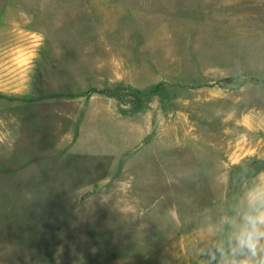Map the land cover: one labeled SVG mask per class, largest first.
Wrapping results in <instances>:
<instances>
[{
    "label": "rangeland",
    "instance_id": "374dc122",
    "mask_svg": "<svg viewBox=\"0 0 264 264\" xmlns=\"http://www.w3.org/2000/svg\"><path fill=\"white\" fill-rule=\"evenodd\" d=\"M257 173L264 0H0V264H201Z\"/></svg>",
    "mask_w": 264,
    "mask_h": 264
},
{
    "label": "clouds",
    "instance_id": "9594fccd",
    "mask_svg": "<svg viewBox=\"0 0 264 264\" xmlns=\"http://www.w3.org/2000/svg\"><path fill=\"white\" fill-rule=\"evenodd\" d=\"M201 264H264V178L258 173L230 214L207 228Z\"/></svg>",
    "mask_w": 264,
    "mask_h": 264
},
{
    "label": "crops",
    "instance_id": "0c3cea01",
    "mask_svg": "<svg viewBox=\"0 0 264 264\" xmlns=\"http://www.w3.org/2000/svg\"><path fill=\"white\" fill-rule=\"evenodd\" d=\"M99 82V81H98ZM80 84H85L87 85L88 82H84V83H80ZM79 84V85H80ZM86 93H89V96H87L86 98L84 97H79L78 94H76V115L75 117L73 118V127L75 125V122H76V134L79 135L80 133V136L79 138L77 139V136H76V145L78 143V140L80 139L81 137V134H83V127H82V117L86 116V117H90V115L88 114V109L89 108H92V107H95L97 106V110L99 107H101L102 105H104L103 103H101V98H107V97H98V95H92L90 94V91L87 90ZM109 99L112 98L111 100L113 101V103L115 104V107L111 106L109 108L110 110V113H113L115 114V116L118 118V121L119 122H122V121H125V120H128L130 124H132L133 128L136 127L137 125V121H138V117L135 113L133 114H128V113H125L122 111V101L120 99L119 96H114L112 93L110 95H108ZM97 100V101H96ZM96 103V104H95ZM94 117V115L91 117V119ZM91 121V120H90ZM75 128V127H74ZM141 129H142V126H141ZM143 130V129H142ZM144 133V131H143ZM75 142H63V147L60 146V148H63V151L65 152H69L70 154H72L74 152V149H72L73 145H74ZM149 149H151V147H149ZM101 155V154H100ZM102 156H106V155H102ZM135 156V155H134ZM107 158L111 159L110 160V166H108L107 168V173L105 175H107L105 178H103L100 182H98V184L96 185H93V188L95 190H97V192H100L102 193V195H104V188L105 186L111 182V180L114 179V177L116 176L117 173H120L121 171H123V168L127 167L131 161L133 160H136V158H127L126 157V163L124 165V163L122 164H119L118 163V160L115 161L113 158V156H106ZM112 161V162H111ZM93 191V190H92Z\"/></svg>",
    "mask_w": 264,
    "mask_h": 264
}]
</instances>
